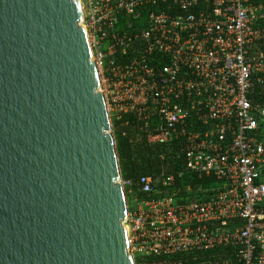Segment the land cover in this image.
I'll use <instances>...</instances> for the list:
<instances>
[{"label":"built area","instance_id":"built-area-1","mask_svg":"<svg viewBox=\"0 0 264 264\" xmlns=\"http://www.w3.org/2000/svg\"><path fill=\"white\" fill-rule=\"evenodd\" d=\"M80 3L112 118L134 114L148 142L175 143L190 173L217 181L207 196L179 203L154 197L152 178L140 176L146 197L124 221L130 253L232 246L231 256L199 264H264V0ZM121 15L145 18L142 28L118 31ZM174 183V175L162 181Z\"/></svg>","mask_w":264,"mask_h":264},{"label":"water","instance_id":"water-1","mask_svg":"<svg viewBox=\"0 0 264 264\" xmlns=\"http://www.w3.org/2000/svg\"><path fill=\"white\" fill-rule=\"evenodd\" d=\"M80 0H0V264H136Z\"/></svg>","mask_w":264,"mask_h":264},{"label":"trees","instance_id":"trees-1","mask_svg":"<svg viewBox=\"0 0 264 264\" xmlns=\"http://www.w3.org/2000/svg\"><path fill=\"white\" fill-rule=\"evenodd\" d=\"M145 18H126L121 15L117 22L120 32L134 33L142 28ZM113 135L115 138L116 151L124 180H132L134 184L125 188L129 206L137 200L146 197L142 193L136 181L140 176L146 175L152 178L154 187L158 190L154 197L171 195L179 203H187L195 199H201L208 194V189L217 185L213 176H200L190 173L186 161L178 159L174 150L178 148L175 143L160 144L148 142L147 135L137 121L134 114H122L119 119L113 117ZM164 155L162 159L161 156ZM181 174V175H180ZM175 176L173 187L162 185L164 177ZM233 253V247L228 246L216 250L196 253H181L171 256L137 257L136 264H159L163 262L191 264L211 261L210 255L228 257Z\"/></svg>","mask_w":264,"mask_h":264},{"label":"rangeland","instance_id":"rangeland-1","mask_svg":"<svg viewBox=\"0 0 264 264\" xmlns=\"http://www.w3.org/2000/svg\"><path fill=\"white\" fill-rule=\"evenodd\" d=\"M110 112V114H111V116H110V118H112V111H109ZM111 124H112V133H113V124H114V122H113V118H112V120H111ZM128 206H129V204H128ZM134 206V204H131L130 206H129V208H132ZM135 258H137L136 256H135Z\"/></svg>","mask_w":264,"mask_h":264},{"label":"crops","instance_id":"crops-1","mask_svg":"<svg viewBox=\"0 0 264 264\" xmlns=\"http://www.w3.org/2000/svg\"><path fill=\"white\" fill-rule=\"evenodd\" d=\"M132 204H134V206H135V201ZM134 206L132 208H134Z\"/></svg>","mask_w":264,"mask_h":264}]
</instances>
